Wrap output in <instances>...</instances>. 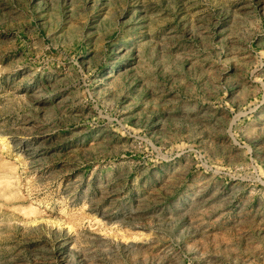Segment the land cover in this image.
Instances as JSON below:
<instances>
[{
  "label": "rangeland",
  "instance_id": "374dc122",
  "mask_svg": "<svg viewBox=\"0 0 264 264\" xmlns=\"http://www.w3.org/2000/svg\"><path fill=\"white\" fill-rule=\"evenodd\" d=\"M0 264H264V0H0Z\"/></svg>",
  "mask_w": 264,
  "mask_h": 264
}]
</instances>
